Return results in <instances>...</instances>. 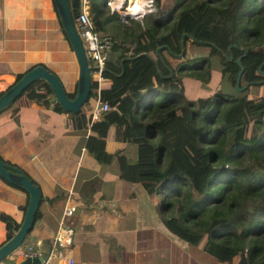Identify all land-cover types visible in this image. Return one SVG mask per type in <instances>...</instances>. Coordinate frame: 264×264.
I'll list each match as a JSON object with an SVG mask.
<instances>
[{
    "label": "trees",
    "instance_id": "trees-1",
    "mask_svg": "<svg viewBox=\"0 0 264 264\" xmlns=\"http://www.w3.org/2000/svg\"><path fill=\"white\" fill-rule=\"evenodd\" d=\"M105 1L88 0L89 17L103 33L117 19ZM153 1L156 12L142 16L135 28L124 25L123 37L107 50L100 96L108 108L98 119L90 121L91 108L84 116L81 108L66 111L51 101L41 78L19 95L51 102L70 116L72 126H86L85 146L103 160L110 159L104 142L111 129L121 143L114 156L119 176L130 165L132 181L158 196L162 223L189 243L219 249L237 257V264H264V94L246 93L249 85L264 84V0H173L168 6L166 0ZM67 2L74 18L79 0ZM140 9L134 3L122 17ZM186 41L207 47V53L188 57ZM165 55L178 61L171 65ZM183 76L202 83L217 77L243 92L188 98ZM92 86L90 78L82 105H92ZM64 91L72 98L75 87ZM42 199L40 193L38 206ZM0 218L8 239L19 223L3 213Z\"/></svg>",
    "mask_w": 264,
    "mask_h": 264
},
{
    "label": "crops",
    "instance_id": "crops-1",
    "mask_svg": "<svg viewBox=\"0 0 264 264\" xmlns=\"http://www.w3.org/2000/svg\"><path fill=\"white\" fill-rule=\"evenodd\" d=\"M57 17L53 0H0L1 89L38 64L53 72L64 90L76 87L77 62ZM206 48L202 46L197 53L194 46L187 47L188 52L197 55H205ZM165 56L171 65L176 64L172 63L176 58ZM213 70L217 66L213 65ZM183 79L186 81L188 76ZM79 108L80 114L87 116L91 106ZM88 133L86 126H72L70 116L55 110L51 102L19 95L0 109V158L30 177L43 197L31 230L0 264H19L24 250L38 252V264L47 256L48 264H65L67 257L71 264L238 263L237 257L219 249L203 247L201 242L189 243L163 224L157 209L158 196L144 192L132 181L131 166L119 176L114 156L121 143L112 139L111 129L104 142L109 160L100 159L86 148ZM27 201L25 190L0 178V214L20 224ZM65 204L74 206L65 219L73 234L71 243L60 247L52 236ZM4 236L0 218V244L6 240Z\"/></svg>",
    "mask_w": 264,
    "mask_h": 264
},
{
    "label": "water",
    "instance_id": "water-1",
    "mask_svg": "<svg viewBox=\"0 0 264 264\" xmlns=\"http://www.w3.org/2000/svg\"><path fill=\"white\" fill-rule=\"evenodd\" d=\"M53 3L59 22L63 28L66 38L70 43L78 66L74 95L72 98L68 97L58 77L44 66L38 64L23 72L19 78L15 79L0 93V109L13 102V100L22 92V90L30 82L37 78H41L48 83L53 93V99H55L66 111H77L79 107L87 100L90 91V66L87 63L81 39L76 31L67 0H53ZM236 61L239 64V57L236 58ZM239 73L240 70L237 72L234 84L235 87H238ZM260 81L264 82V78ZM245 85L246 84H244L242 87ZM0 176L4 180L14 185L25 188L28 193V201L24 210L22 221L13 234L0 244L1 260L8 253L16 249L22 243L25 234L31 230L34 213L39 202L40 191L38 186L32 183L31 179L22 170L5 162L1 158ZM39 260L40 259L38 255H28L25 256L19 264H38Z\"/></svg>",
    "mask_w": 264,
    "mask_h": 264
},
{
    "label": "built area",
    "instance_id": "built-area-1",
    "mask_svg": "<svg viewBox=\"0 0 264 264\" xmlns=\"http://www.w3.org/2000/svg\"><path fill=\"white\" fill-rule=\"evenodd\" d=\"M145 7L144 12L134 13L133 18L142 17L145 13L150 12L154 8L153 0H140ZM130 0H106L105 4L111 11L117 13V21H119L121 28L124 25L130 26L128 22L132 21V18L124 19L121 12L125 11L129 5ZM76 31L81 39L84 54L87 59V63L90 66V78L93 81V98L90 111V121L98 119L101 114L108 108V103L101 98L100 90L103 86V72L104 61L107 50L111 44L116 41V38L109 32L103 33L95 29L88 12V0H79V8L76 15L73 18ZM3 89L0 88V92ZM74 209L72 204H65L62 208L61 214L58 219L57 227L53 233V242L60 247H67L72 240L73 229L66 223L65 219L69 216ZM31 250H24L23 256L38 255V252H30ZM48 256L42 264H48ZM72 260L67 257L65 264H71Z\"/></svg>",
    "mask_w": 264,
    "mask_h": 264
},
{
    "label": "rangeland",
    "instance_id": "rangeland-1",
    "mask_svg": "<svg viewBox=\"0 0 264 264\" xmlns=\"http://www.w3.org/2000/svg\"><path fill=\"white\" fill-rule=\"evenodd\" d=\"M173 0H166L164 3V5L168 6L171 4ZM156 12V6L154 5V8L153 10H151L150 12H147L145 13L143 16H151V14L153 15L154 13ZM117 15V14H116ZM129 18H132V21L131 22H128V24L130 26L128 27H131V28H135L136 27V21H141L142 17H137V18H133V17H129ZM119 26H122L120 25L119 21H117V19L112 22L108 27H107V31L106 32H109L111 33L115 38L116 40H120L122 37H123V33H121V28H119ZM181 41V40H180ZM191 46V48L194 46V48L196 49V52H200L201 50H199L200 48H202V46H199V45H194L192 43H190L189 41H186L184 47H185V51L186 53L188 52V49L187 47L188 46ZM204 47V46H203ZM207 50V48H206ZM197 53H193V51L191 50L190 52H188V57H191ZM211 56V60H212V64L210 65V69L213 71V65H215V60H216V56L214 54L210 55ZM175 62H177V59H174L172 60V63L174 64ZM217 77H213L211 79L212 83L210 84L209 81H207V83H202L200 80H198L199 82H201L202 84L199 85V83L196 81V80H193L191 77H188V79H183V83H184V94L190 98V97H194L195 95H201V96H204V95H208V94H211L213 91L215 90H222L224 92H227L229 94H234V93H241L243 91L241 90H238L236 91V88H234V86L229 83V82H222L221 80L218 82L216 80ZM224 79V77H223ZM195 81V82H190V81ZM249 88L247 89L246 93L249 94V95H252V94H264V84H253V85H249L248 86ZM239 89H242V87H239Z\"/></svg>",
    "mask_w": 264,
    "mask_h": 264
},
{
    "label": "bare ground",
    "instance_id": "bare-ground-1",
    "mask_svg": "<svg viewBox=\"0 0 264 264\" xmlns=\"http://www.w3.org/2000/svg\"><path fill=\"white\" fill-rule=\"evenodd\" d=\"M134 3H136V4L138 5V7L141 8L140 11H138V13H142V12H144L145 7H144V5L142 4V2H141L140 0H130L127 9H126L125 11H122V12H123V13H126V14H129L128 11H129L130 5H131V7H132V5H133ZM130 15H133V14H130Z\"/></svg>",
    "mask_w": 264,
    "mask_h": 264
}]
</instances>
